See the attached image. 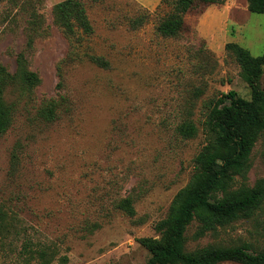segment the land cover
I'll list each match as a JSON object with an SVG mask.
<instances>
[{
	"label": "rangeland",
	"instance_id": "1",
	"mask_svg": "<svg viewBox=\"0 0 264 264\" xmlns=\"http://www.w3.org/2000/svg\"><path fill=\"white\" fill-rule=\"evenodd\" d=\"M62 1L0 0V63L15 74L23 55L41 78L32 92L16 85L6 93L15 111L0 138V212L9 225L0 264H145L150 253L139 240L157 236L156 223L190 182L207 143L208 104L230 90L251 98L226 44L263 55L264 14L251 12L248 0L197 6L178 37H165L157 26L172 0H80L94 32L76 42L55 23ZM50 100L52 121L41 115ZM188 120L199 130L193 138L177 130ZM261 179L264 139L247 182ZM127 198L133 215L122 207ZM196 229L187 232L189 251L247 244L262 252L264 206L198 240Z\"/></svg>",
	"mask_w": 264,
	"mask_h": 264
},
{
	"label": "trees",
	"instance_id": "2",
	"mask_svg": "<svg viewBox=\"0 0 264 264\" xmlns=\"http://www.w3.org/2000/svg\"><path fill=\"white\" fill-rule=\"evenodd\" d=\"M169 1V0H164ZM226 0H172L173 7L159 22L157 32L165 37H178L185 29V16L197 6L222 4ZM251 12L264 14V0H248ZM55 23L71 41L80 42L94 32L85 5L80 0H64L53 8ZM140 25L139 20L134 21ZM32 32L37 34L38 20L35 14L30 21ZM30 36L28 46L33 47ZM226 50L234 56L241 68V77L251 89L246 99L235 90L212 100L206 110L204 123L207 143L195 157V169L190 182L175 195L167 216L155 225L156 237H144L139 242L150 257L145 264H264V250L250 251L247 244L239 246H208L189 251L187 249L189 227L197 223L193 235L198 240L215 233L232 222L249 219L264 206V179L248 185L252 156L258 142L264 139V89L260 79L264 71V54L254 56L247 48L226 44ZM75 52L64 62L73 61ZM92 61L108 66L102 57L92 56ZM41 83L40 76L28 68L23 55L18 58L17 71L12 74L0 63V138L13 123L15 106L6 100L7 90L21 85L32 92ZM61 83L59 84V86ZM57 104L46 101L41 115L46 120L56 118ZM178 132L184 138L198 134L197 125L182 122ZM131 215L133 201L122 202ZM7 213L0 212V233L8 231Z\"/></svg>",
	"mask_w": 264,
	"mask_h": 264
}]
</instances>
